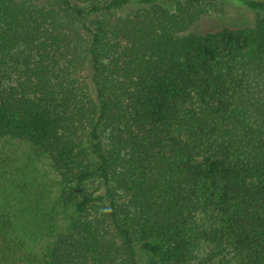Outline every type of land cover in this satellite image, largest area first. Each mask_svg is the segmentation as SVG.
Listing matches in <instances>:
<instances>
[{
  "label": "trees",
  "instance_id": "obj_1",
  "mask_svg": "<svg viewBox=\"0 0 264 264\" xmlns=\"http://www.w3.org/2000/svg\"><path fill=\"white\" fill-rule=\"evenodd\" d=\"M212 1L0 0V141L48 169L0 264H264V0Z\"/></svg>",
  "mask_w": 264,
  "mask_h": 264
},
{
  "label": "rangeland",
  "instance_id": "obj_2",
  "mask_svg": "<svg viewBox=\"0 0 264 264\" xmlns=\"http://www.w3.org/2000/svg\"><path fill=\"white\" fill-rule=\"evenodd\" d=\"M205 9L206 12L192 28L196 32L215 31L224 26L237 28L251 25L256 13V10L246 7L239 0H215L206 4ZM248 56L251 57L250 54ZM249 83L252 93H263L264 78L254 77ZM26 152L27 147L23 143L0 141V181L5 184L11 197H28L34 191L37 193L40 189L43 190L38 181L43 178L41 173L47 168L37 162L34 163L39 169L37 170L28 160ZM33 174L37 175V178H33ZM139 258L140 262L145 264L148 257L139 251Z\"/></svg>",
  "mask_w": 264,
  "mask_h": 264
}]
</instances>
